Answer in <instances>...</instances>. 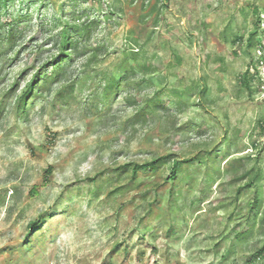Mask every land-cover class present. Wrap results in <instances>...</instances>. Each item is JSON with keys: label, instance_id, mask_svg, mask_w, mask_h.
I'll return each instance as SVG.
<instances>
[{"label": "rangeland", "instance_id": "1", "mask_svg": "<svg viewBox=\"0 0 264 264\" xmlns=\"http://www.w3.org/2000/svg\"><path fill=\"white\" fill-rule=\"evenodd\" d=\"M0 264H264V0H0Z\"/></svg>", "mask_w": 264, "mask_h": 264}, {"label": "trees", "instance_id": "2", "mask_svg": "<svg viewBox=\"0 0 264 264\" xmlns=\"http://www.w3.org/2000/svg\"><path fill=\"white\" fill-rule=\"evenodd\" d=\"M254 36L255 35L252 33L248 37L247 43H246L247 44V48H252L254 46ZM73 46H74V42H72L71 37H69V36H67V35H65L63 33L62 36H61V41H60V49L64 52V51L70 50L71 48H73ZM134 56H137V54H134ZM133 59L137 60L136 57H134ZM136 71H139L140 74L142 75V77H146V76H150L152 74L158 73L160 71V69H158L157 67H153V65H151L150 63H146V62L144 64H141V65L131 66L129 68V70H125V75L120 80V83L121 82H126L127 80H129L131 78V77H129V75L134 77ZM35 82L36 81H34L32 83L31 90L35 88V86H36ZM246 84H247L246 86L249 88L248 81H247ZM145 168H151L153 170L154 169V162H150V163H147L145 165H140V166L134 167L133 168V173L136 174L138 172V170L145 169ZM36 225H37L36 222L31 223L29 225L30 229L35 228Z\"/></svg>", "mask_w": 264, "mask_h": 264}]
</instances>
